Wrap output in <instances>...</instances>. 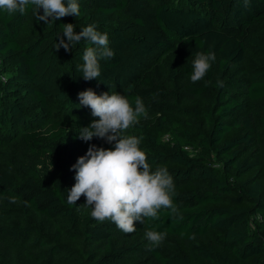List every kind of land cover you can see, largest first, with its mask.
<instances>
[{"label":"trees","instance_id":"obj_1","mask_svg":"<svg viewBox=\"0 0 264 264\" xmlns=\"http://www.w3.org/2000/svg\"><path fill=\"white\" fill-rule=\"evenodd\" d=\"M78 3L47 24L31 5L0 10V264H264V0ZM68 23L108 35L99 79L77 68L95 45L56 50ZM198 52L215 60L193 83ZM88 89L142 100L126 134L174 181L176 211L131 234L67 201L77 159L114 147L78 138L97 119L79 105ZM148 230L165 234L152 250Z\"/></svg>","mask_w":264,"mask_h":264},{"label":"clouds","instance_id":"obj_2","mask_svg":"<svg viewBox=\"0 0 264 264\" xmlns=\"http://www.w3.org/2000/svg\"><path fill=\"white\" fill-rule=\"evenodd\" d=\"M29 5L38 20L45 24L50 20L80 14L78 0H0V10L8 14H24ZM62 32L67 39L60 38L57 51L61 47L71 51L82 38L96 46L86 48L83 63L77 68L84 80L99 79V61L114 56L108 35L97 31L95 25L91 24L79 33L74 31L73 24H64ZM214 60V53H196L191 65V82L201 81ZM78 98L79 105L90 108L92 116L97 118L89 126L81 128L78 138L87 142L96 137L114 147L105 149L90 145L85 155L77 159L72 166L75 184L68 191V203L75 204L81 196L85 197V206L92 208L90 214L94 219L99 222L111 221L126 234L136 231V222L143 223L146 218L157 219L161 209L175 212L172 199L175 185L167 168L162 166L153 171L146 153L139 147L141 140L126 134L127 130L139 123L141 116L147 118L142 100L137 97L133 107L123 95H97L92 89L80 92ZM12 202L15 203V200ZM146 238L150 242L149 250H152L161 245L165 234L148 230Z\"/></svg>","mask_w":264,"mask_h":264}]
</instances>
